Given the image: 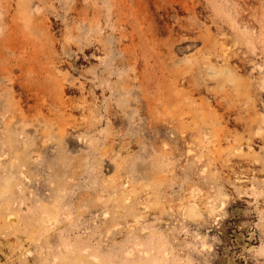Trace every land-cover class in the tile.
<instances>
[{"label":"rangeland","instance_id":"rangeland-1","mask_svg":"<svg viewBox=\"0 0 264 264\" xmlns=\"http://www.w3.org/2000/svg\"><path fill=\"white\" fill-rule=\"evenodd\" d=\"M65 1L0 0V264H264V115L256 121L253 111L243 113L245 123L229 126L233 140L217 151L220 125L212 99L223 85L230 90L224 82L230 74L215 70L221 43L216 42L229 33L225 48H240L245 56L257 48L233 39L244 29L234 25L232 9L260 13L258 21L249 17L260 30L264 0H144L137 7L140 29L153 32L147 64L139 57L136 71L115 69L102 76L95 67L109 54L94 49L77 61L75 71L61 66L87 88L70 89L64 98L79 103L86 97L101 113L42 106L22 114L10 100L25 98L18 85L24 72L15 59L24 49L28 22L48 17L55 23L51 40L31 33L33 50L47 51L54 39L59 49L67 26L47 7L60 8ZM94 2L102 6V0ZM100 15L104 19L105 12ZM207 18L216 19L218 31ZM163 25L169 28L167 67L173 70L167 72L168 84L181 82L175 96L177 85L169 86L175 98L169 105L175 106L168 110L158 56ZM13 34L16 52L9 40ZM136 74L145 77L144 84ZM194 84L210 88L203 93L205 103ZM246 89L240 95L233 91L238 103L248 99ZM194 95L197 101L191 102ZM169 110L179 119H169ZM100 119L104 122L97 124ZM182 125L190 133L185 141Z\"/></svg>","mask_w":264,"mask_h":264},{"label":"bare ground","instance_id":"bare-ground-1","mask_svg":"<svg viewBox=\"0 0 264 264\" xmlns=\"http://www.w3.org/2000/svg\"><path fill=\"white\" fill-rule=\"evenodd\" d=\"M143 2L144 0H102V6H99V3H95L94 0L93 1L67 0L63 3V5L60 8H57L54 5L47 7V13L49 15L53 14L54 16H56L58 21L60 20L61 22H63L65 26H67V30L65 31V33H63V38L58 40L60 43V48L57 49L56 44H58V42L57 40L54 39L53 41L55 43H52V45L48 47L47 51H41L38 48L37 50H33L32 46L35 45L36 42L34 41V38H32L31 33L38 32L40 34H43L44 36L47 37L49 36L51 40V37L53 36L51 27L55 26L54 25L55 23L49 21L48 17L46 18L45 16H43V14L41 16L47 19V21L44 23L38 24V22H36L35 24V21L30 20L28 22L29 30L25 34L23 41L24 43H22L24 49L19 55L17 54V57L15 59L18 62V65L20 66L22 71L24 72L23 78L19 80L18 83L17 79H15V76L13 75V70L10 71L11 73L8 76L13 86L18 83V85L22 87V89L25 91V98L20 99L19 102H22V104H20L19 102H14L13 99L10 100V104L13 105L14 103H18L20 106L18 107L17 110L21 111L22 114L24 112L26 113L28 110H31L32 107H42V106H47L50 110L57 108V109H63L65 111H68L70 109L71 110L80 109L84 111L86 107H90L96 113L98 114L101 113L103 111L102 108L97 105L91 106L90 104H87L86 97H82V100L79 103H76V100L74 98H64L63 95L65 94V92H67L70 89L76 88L79 89L82 93H84V91L87 88L85 84L77 83L76 80L73 79V76L70 74V72H63L61 66L63 64L64 65L66 64L69 66L70 70L75 71L77 61L84 59L87 56V52H90L94 49H96L97 51L102 50L103 52L109 54L108 58H104L101 61V64L95 67L96 71L102 76H104L106 73L110 71L113 72V70L115 69L124 70V69H129L131 67L133 68L134 71H136L139 57H141L144 60V62L147 64L150 61L148 60V58L150 59L153 58L150 49V44L152 43L153 40V32L149 27L148 28L142 27L140 29L142 22L140 21V16L138 15L137 7ZM162 5H164V3ZM165 8L166 5H164V9ZM101 12H105L104 19H101V15H100ZM231 13L233 16V20L235 22L234 25L240 24L244 29L243 32L238 31L237 35H235V38L233 39L239 41L240 43L250 42L254 45L256 44L258 49L257 48L254 49L255 52L254 53L252 52L253 56L248 55L250 56L248 57L245 56L244 52L243 53L241 52L242 50L240 48L239 49L241 51H239V49L237 48H233L235 40L232 43L233 47H231L233 50L232 49L230 50L229 47L225 48L224 43L225 42L228 43V41L224 40V38H226L229 35V33L228 35L223 34L226 36L223 38V40L221 39L220 35L218 36L220 37L219 39H221L222 41L218 40V42H216L218 44L219 42L221 43H220V49L217 48L218 51L215 53V57L219 61L220 65L217 66L215 70L219 74H230V77H226V79H224V82L229 81L228 86L230 90L231 89L232 90L228 91L225 88L226 86L223 85L222 87L224 88L221 87L222 91L214 90L213 93L212 99L215 100L214 102H215V106H217V112H218V115H216L217 118L215 124L220 125L218 129L219 131L218 130L215 131L218 133L217 140L215 143V147H217L216 149L217 151L221 150L223 141L229 143L233 140L232 139L233 132L229 130L228 127L236 123H245L246 115H244L243 113L248 114L253 111L256 115V121H261L262 116L264 115V113L263 114L260 113L261 109L264 110V27H262L260 30H257L258 27L255 29L253 23L251 24L252 20H250L251 18L254 21L260 20L259 18L260 13L259 14L252 12L250 13L249 8L245 9L244 12L234 8L232 9ZM102 20L104 23H102ZM207 21L208 22L211 21V23L213 21L215 28V23H217L216 19L214 20L213 18L212 20L209 19ZM164 25L159 30L161 39L159 43L160 51L158 53V56L160 54L159 57L162 60V65H163L162 67L163 79L160 81L162 95H164L163 107L168 110L169 106L171 107L175 106V104L169 105L171 102H173V100L169 102V99L172 98L175 99L174 97L169 96L170 94L172 95V93L170 92L173 90L175 96L176 95L175 92L179 88H181L180 86L179 88H177L178 84L181 82H178L180 80L177 81L174 79L178 83L175 84L177 86L173 85L172 87L171 85H169L170 83L168 84L167 75L171 69H169L170 67L169 68L167 67L168 64L167 59L169 57L167 55V49H169V42L165 34L167 33V30L169 28L167 26L168 28L167 29L166 26ZM217 26L218 25H216V27ZM210 30H212V28ZM201 31L203 32V30ZM206 31H205V35L208 36L209 34L206 33ZM219 32L221 33V30H219ZM198 34L197 37L199 38ZM200 35L203 34L200 33ZM210 37L211 36L205 38H210ZM9 40L11 41L12 49L14 51L18 49V45L17 48L15 46L17 40L14 34L9 38ZM137 40L139 41L137 42ZM214 40L217 41L215 37ZM211 42L213 43V38ZM228 44L227 46H229ZM25 49H27L28 51L26 52ZM75 50L77 52H75ZM118 53L120 55L117 57ZM234 59L237 60V63H232ZM13 61L11 59V62ZM169 61L171 60L169 59ZM41 63L42 65H40ZM173 77L176 78V75L169 77V81L173 80ZM135 78L138 80V84H144L145 82L144 76L141 75L139 77V75L136 74ZM189 82L192 83V81L190 80ZM153 83L154 80H151V82H148V86H151ZM169 86L171 88H175V87L176 88L175 90L172 89L169 92ZM243 86H246L248 88L246 89V91L248 92L249 96L246 101L238 103V99L233 97V91L235 93L238 92L240 95V91L243 90ZM192 89L197 92L198 94L197 97H199L198 99L201 100V103H205L206 96L203 95V93L204 92L208 93L210 88L200 86L199 84H194ZM54 94L56 95L55 98L53 97ZM168 96L171 98H168ZM194 97L192 98L191 102L197 101L196 95H194ZM31 101H33V103H31ZM110 102L111 101L106 102L108 104V106L106 107L108 111L111 104ZM178 102H180V99ZM186 105L188 104L186 103ZM118 106H120L121 109V105ZM149 106H152V103H149ZM68 107L69 109H66ZM178 110L180 109H177V111ZM151 111L152 108L150 107V112ZM169 111H168V115L169 113L172 114L175 110L173 112H171L172 110L170 112ZM176 112L174 113L177 114ZM181 112L182 111H180V113ZM180 113H178V115ZM169 116H170L169 119L171 118L173 120L176 115H173L174 116L173 118L171 115ZM176 118L179 119L178 116H176ZM123 119L124 118L119 120H123ZM184 120H185L184 118H181V122L184 123L185 122ZM103 122L104 120L100 119L96 123L100 124ZM196 125L197 126L194 128L196 132L197 133L201 132L202 130L201 126L198 124ZM181 127H182L181 129H183L184 126L182 125ZM184 129L181 132V139L185 141L187 138L190 137V133H188V131H185Z\"/></svg>","mask_w":264,"mask_h":264}]
</instances>
